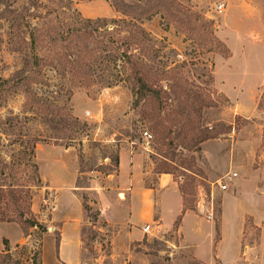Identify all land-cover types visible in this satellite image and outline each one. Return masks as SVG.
<instances>
[{
  "label": "rangeland",
  "instance_id": "1",
  "mask_svg": "<svg viewBox=\"0 0 264 264\" xmlns=\"http://www.w3.org/2000/svg\"><path fill=\"white\" fill-rule=\"evenodd\" d=\"M8 1L0 0V160L9 168L0 179L11 182L15 168L19 180L33 184L31 209L40 225L27 229L26 235L19 223L0 221V264H57L54 249L60 230L51 220L57 203L64 212L70 207L69 212L82 216L79 264H205L181 247L176 228L166 232L157 214L146 215V190L163 174L178 182L189 208L206 219V212L213 210L217 226L224 211L229 233L237 231L240 208L248 205L261 212L256 194L264 188V0H126L141 4L123 9L137 17L150 37L139 44L149 79L171 93L160 111L153 98L134 104L133 82L121 61L116 67H93L81 82H74L70 70L64 74L53 60L57 46L71 52L72 44L60 42L59 33L76 24L77 12L86 19L122 18L125 15L114 6H122L121 0H40L44 6L39 10L30 0H10V7ZM27 21L40 32L50 28L54 33L39 37L35 31V48ZM36 54L43 62L31 67L26 61L30 57L34 62ZM21 70L36 78L11 80ZM116 77L117 84L106 87ZM27 82L55 103L53 117L68 119L66 128L45 120L44 106L29 101L24 91ZM72 83L76 87L67 97ZM70 114L87 126L75 132ZM146 131L151 136L145 137ZM30 134L47 139L38 144L34 159L40 183L31 180L34 170L23 155ZM169 136L177 150L170 147ZM206 136L215 137L202 142ZM52 137H61L60 144ZM220 143L227 150L237 145L233 164L220 165L222 169L217 159L213 162ZM123 147L131 150V159L136 157L131 161L136 162V174L130 166L117 170L115 158ZM252 170L256 174L250 176ZM230 172L238 176L224 192L217 181ZM246 181L239 193L240 183ZM24 202L21 207L26 209ZM2 207L1 217L16 216L11 202ZM148 223L155 227L153 234L143 230ZM204 228L207 234L209 224ZM245 230L255 239L260 235L250 218ZM21 232L22 238L12 244L9 238L16 240ZM4 235L9 237L7 248ZM199 240L207 246L206 236ZM220 250L224 264H248L239 242L225 241ZM69 253L76 256V248L69 246Z\"/></svg>",
  "mask_w": 264,
  "mask_h": 264
},
{
  "label": "trees",
  "instance_id": "2",
  "mask_svg": "<svg viewBox=\"0 0 264 264\" xmlns=\"http://www.w3.org/2000/svg\"><path fill=\"white\" fill-rule=\"evenodd\" d=\"M31 5L39 10L44 5L40 0H30ZM140 1V0H139ZM139 1L134 3H128L126 0H121V5L115 4L114 6L125 15V17L122 18H113V19H107V18H98V19H91V18H83L78 14L75 18L76 24L68 29L63 30V32L59 33V40L60 42H68L72 44L71 52L68 53V51L65 50L61 51L59 46L58 51L56 52V57L53 60L57 61V65L62 67L63 73L66 74V68L70 70V75L72 76L74 82H81L85 78V76L91 74L93 67H116L118 65V61L122 62V67H125L129 70L130 77L133 82L134 92L136 96V100L134 104H137L140 100L145 99L146 97L153 98L155 102L157 103L158 110L160 111L162 108L165 107V104H167L170 101L171 93L164 89L163 86L157 85L150 81L148 73L146 72L145 68L147 66V63L143 62L140 59V49L139 44L142 45L144 42H149L150 37L142 27L141 23L137 19V17L130 16L129 13H126L125 9H123V6L126 8L136 9L137 7H140L141 4ZM12 3L10 0L8 1V6L10 7ZM30 16H37L41 17V13H31ZM37 14V15H36ZM130 16V17H129ZM110 24L113 25V28L110 27ZM28 27L31 29V45H33L36 48V43L38 42V38L40 36L44 37L49 34L54 33L53 29L48 28L46 30V33L43 32V30L40 32V29L36 26H32V24L27 21ZM121 25H124L128 28H131L130 30H123L122 28H125ZM63 28V26H61ZM102 28H105L104 31H102ZM39 31V37H36V32ZM127 32L128 35H122L123 32ZM117 35L118 37H115ZM54 42H56L58 39L53 38ZM97 42V45L99 43V46L96 48L92 47L91 44L94 42ZM91 46V47H90ZM34 54V53H33ZM43 58L39 57L37 54L34 55V62H31V58L29 57L26 61L28 65L31 67H37L40 66L43 62ZM38 71H35L36 74ZM39 73L38 75H40ZM113 76V75H112ZM30 77L36 78L34 76L26 75V71L21 70L18 72V74L12 78L11 80H14V82L21 80L20 82H23ZM114 78V77H112ZM117 77L112 82H108L106 87H112L115 86L118 82L116 80ZM76 80V81H75ZM22 86H25V93L29 98V101L38 104L43 105L44 110V116L45 120L50 122H57L61 127L66 128L68 123V119L61 116L60 120H56L55 117H53V109L52 106L55 104L50 98L47 97H41L37 93V91L34 89L33 86L30 85V82L23 83ZM63 88H66L65 85H62ZM68 87V86H67ZM76 87L75 84L69 85V88H67L66 96L70 97L72 95L74 88ZM50 97V96H48ZM53 98H55L53 96ZM71 118L73 119L74 127L76 130L75 132H78V130H82L87 126V123L82 122L78 117L70 114ZM49 118V119H48ZM60 128V127H59ZM72 135L68 136L70 140L74 139L71 137ZM215 136H206L202 140H208ZM51 139L54 140L55 144H60L61 137H52ZM45 139L44 135L38 134V135H29L28 140L25 142V147L23 151V155H27V164L28 166L32 167L34 170L33 177L31 178L32 181L40 183L41 176H40V168L38 163L34 161L36 157V150L37 146L40 142H42ZM2 143V137L0 136V144ZM67 145H70L67 143ZM169 145L171 148L177 150L178 145L174 142V140L169 136ZM201 150V149H200ZM17 160V159H16ZM15 163L13 167L15 166ZM0 175H6L5 168H9L8 163L5 161L0 160ZM115 165L117 167V170H119L120 166V158L119 154L115 158ZM10 178H12V181L9 183H4L3 179H0V214L2 213L3 207L2 204L5 202H11L13 205V208L16 212V216L13 219H9L5 216H0V221H8V222H17L23 227V231L27 234V229L32 227H37L40 225L38 220L34 217L31 209V201H32V187L33 184H29L30 181H26L28 183H24L21 180L18 179L17 173L15 172V168H12V172L9 174ZM181 190V188H180ZM183 195V190H181ZM184 198V197H183ZM25 200V202L23 201ZM24 202L26 205V209H23L21 207V203ZM187 210H193V208H189L186 203L184 202V209L183 213H185ZM182 219V215L179 216L178 221H176V226L179 225L180 220ZM59 240L60 236L56 239L57 247L59 246ZM6 248L9 244V240L5 238L3 240Z\"/></svg>",
  "mask_w": 264,
  "mask_h": 264
},
{
  "label": "crops",
  "instance_id": "3",
  "mask_svg": "<svg viewBox=\"0 0 264 264\" xmlns=\"http://www.w3.org/2000/svg\"><path fill=\"white\" fill-rule=\"evenodd\" d=\"M219 150L214 155V163L217 159L220 165H229L233 164L235 158V152L237 145L233 144L230 150H227L222 143L219 145ZM131 150L129 148L123 147L120 150V172L123 169H126L127 166H130V169L137 173V165L131 164V161L136 159H131L130 156ZM230 159V162H229ZM130 160V165L128 164ZM222 169V166L220 167ZM250 176L256 174L255 170L248 171ZM50 182L53 184L55 179L50 178ZM247 181L241 182L242 187H246ZM56 190H59V187L54 184ZM148 197L145 203V210L147 211L146 215L149 218H153L154 214L158 216V222L160 223L161 228L166 225V232L172 231L176 228L175 232L180 238L181 247L188 249L192 255V258L198 262L205 264H224L223 257L221 255L220 247L225 241H234L239 242L240 253L242 250H245L247 255L248 264H263L264 263V188L261 193H257L256 197H259L262 210L257 212L251 210L246 206V209L240 208L241 216L240 222L235 233H229L225 230L224 227V216L223 212L220 215L219 225L215 224L213 221L204 218L195 210H187L183 213L184 209V198L180 190L179 184L174 180L171 174H163L158 178L156 186L148 188L147 190ZM225 192V191H224ZM237 195V193L235 194ZM61 196V195H60ZM58 198L60 199L59 195ZM70 207L63 211V207L60 203L54 205V208L51 212V220L59 227L60 230V240L59 246L55 240V259L57 264H79L80 263V253H81V214L79 212L71 213L69 212ZM150 210L153 212L149 213ZM67 211V212H66ZM141 213L142 206L139 207ZM182 215V219L178 226H176V221H178L179 216ZM148 218V219H149ZM250 218L252 221V227L260 229V235L257 239L253 238L251 231L245 230L246 219ZM205 223L209 224V229L206 234L204 225ZM1 224V223H0ZM2 235V234H0ZM5 236V235H4ZM23 236L21 235L16 240H11V243L14 244L19 241ZM206 236L207 246L203 248L200 243V238ZM252 236V237H251ZM2 238V237H0ZM171 243V246L177 247V243L168 241ZM69 246L76 248V256H72L69 253ZM2 249V243L0 241V250ZM66 251L67 256L63 255ZM51 261V262H50ZM55 264L52 260H49V264Z\"/></svg>",
  "mask_w": 264,
  "mask_h": 264
},
{
  "label": "built area",
  "instance_id": "4",
  "mask_svg": "<svg viewBox=\"0 0 264 264\" xmlns=\"http://www.w3.org/2000/svg\"><path fill=\"white\" fill-rule=\"evenodd\" d=\"M218 8H219V11H222V9H223V4H220V5L218 6ZM144 136H145V137H148V136H151V135L149 134L148 131H146V132H144ZM237 176H238V174H237L236 172H232V173L230 172V173H227L225 177L220 178V179L217 181L218 187H219L222 191H227V190H229V188H230V182H231L234 178H236ZM206 216H207V219H208V220H211V221H212L213 216H214V212H213V210H208V211L206 212ZM154 229H155V227H154V225L151 224V223H148V224L143 228V230H144V232H145L146 234H153Z\"/></svg>",
  "mask_w": 264,
  "mask_h": 264
}]
</instances>
